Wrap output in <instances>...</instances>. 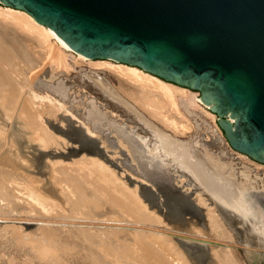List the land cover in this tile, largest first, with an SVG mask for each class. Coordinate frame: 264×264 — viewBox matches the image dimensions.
Wrapping results in <instances>:
<instances>
[{"label":"rangeland","instance_id":"1","mask_svg":"<svg viewBox=\"0 0 264 264\" xmlns=\"http://www.w3.org/2000/svg\"><path fill=\"white\" fill-rule=\"evenodd\" d=\"M0 6L8 7V6L2 5L1 3H0ZM17 29L19 30L18 31L13 30L17 38L16 40L18 42L17 45L15 46L14 51H17V53L15 54L19 55L18 56L19 58L21 57L19 60H22V62L19 61V63L17 64V68L19 69L18 65L20 64V62L23 63V64H20L23 69L20 67L19 77L22 76L24 81L21 77L20 79H16L17 78L16 76L14 77L12 76L14 74H17L18 71L17 72L14 71V73L12 72L9 73L7 71V68L9 65L6 62L0 63L1 64L0 66L4 69V71L5 72L7 71L6 74L9 75L10 77L12 76V81L14 83L13 85H11L12 87L14 86V89L9 85L8 87L5 81L3 83H5L4 86H7V87H4L2 86L3 80L0 79V81L2 80L0 82V84L2 83V85L0 86V92H1L0 95L2 93L4 95L5 94L9 95L12 93L14 95L15 100L17 101L20 100L19 101V104H20L21 100H23V97L25 95L23 93H26L29 90H32V91L35 90V92L37 91L36 93H38L39 95L49 94L50 97L52 96L58 99L59 101L63 102L67 106V109L70 113H64V114L63 112L58 113L55 110V108L52 107L54 108L53 111L55 110V112L57 113L56 114L53 113L52 116L49 115V114H52L51 112L53 111H51L52 110L51 105L46 104L45 101L47 99L45 101H41L42 103L45 102L44 106L46 105L47 107H44L40 103H38L37 104L38 106L36 105V107L39 108L38 109L39 112L41 111L43 112V115H42L43 119H45L44 116H46L45 121H46L47 126L54 133L65 137L69 141L70 144L64 150L62 149V151L54 150V149H46V150L39 149L38 150V149H35L34 147L33 148L30 147L29 149H27L26 147L24 148V146L26 145L24 146L23 144L18 145V149L16 148V150L18 151L20 150L22 152L24 149V151L22 152L23 155L21 156H24V153L26 150V152H28L26 154H28L31 158L34 157V159L32 158L35 164V167H34L35 170H34L33 167H31L32 169H30L29 167L30 165L28 166L27 159H26L27 162L26 160H24L27 163V165L26 163H24L23 158L26 156L21 158L20 156L21 152H17L16 150H13V149L10 150L8 149L9 147L7 148V146H9L7 145V142L9 141L8 136H11V134H13V131L10 132L9 129H13V127L11 128L9 127V129L6 130L7 132H6L5 137H7L8 139L1 137L2 139L4 140L6 139L8 141L5 140L6 142H2V144L0 145V264H18V263L19 264H48V263L50 264L51 262L52 264L53 262H55L54 264H57V263L58 264L59 263L68 264L67 261H65L66 256L67 258H69V261L71 262V264H102V263L104 264V262H107L105 264H109L110 262H112V264H118V263L119 264H134L132 262H128V263L125 262V259L123 260L122 257H116V252L120 248H122V245L124 242L129 240L127 235L130 232L139 233V230L142 229L143 227L147 229L149 233H155V235H161L159 233L158 234L156 233L157 232L169 233L170 229H176L173 227H168L166 224H164L163 226L162 223H160L161 225L160 224L158 225L159 222L155 223L154 221L149 222V223L146 221L145 223L141 221L139 217L140 215L138 214V212L137 214L139 218H137V220L135 219V222H134L132 219H134V216L137 217L135 210L130 211V209H128V207L130 208V206L127 203L124 204L126 207L123 204H120L123 201L118 200L117 202H115L116 200L112 199L109 193L107 192L104 193L103 190H105V188L103 184L99 185L97 184L98 182L94 184L91 182L93 186L91 185V183L89 184V182L88 184H85L87 179L84 178L82 175H78V173H75L73 171L71 172L72 168L70 167L71 170L68 169L69 168L68 165H70L69 163H65L64 165H62L63 168L60 169L61 171L59 172V174L64 172L62 174L64 177L59 174L56 175L59 170L57 169V167H55L53 169L54 173H52L51 177L54 175L58 177L48 178L49 174L47 176L45 174L49 172V169H44L43 171V166H42L44 165L46 158L47 159L48 158L49 159L61 158L67 161L70 158L78 156L81 152L99 154L103 158L107 159V161L110 162L114 166L116 172L120 171L122 172V174L124 173L121 178L127 179V181L123 179L125 183L130 182L129 184L131 185L137 183L140 191L149 188L148 184L152 183L151 185L153 187L155 188L157 187L156 190H157V193H159V197L166 201L167 200L171 201L173 203V206H174V199L172 197L177 196V197H183L186 199L188 198L189 200L188 203L193 204L195 203L193 198H195L196 196H199V198L202 197L205 200H207V203L210 206L215 207V204L210 199V197L214 201L216 200L211 195H209L207 192L203 191V188L201 187V185L179 163H177L176 161L166 156H162L160 154H158L157 161L155 163H152L147 158H145L144 156L145 152H147L154 143L151 138L150 132L142 124H140L131 113H127L119 104H117L113 100L108 99L101 92L99 88L93 85V83L85 75V72L88 68H93L99 71L100 72L99 74L103 75L105 78L107 77V79H109L111 83L116 87V89L122 95H124L126 98L132 101L134 105H136L138 109H140L142 113L145 114V116H147L150 120L154 121L156 124L166 129L170 133L176 136H179L180 138L187 139L189 135L194 134L197 131V128L198 129L200 128L199 132L197 133L198 135L196 136L197 138L196 146L199 147L200 149L207 147L212 152L219 154L222 159H231L237 165H238V162H241V164L245 163V164L254 166L256 168V171L258 170L257 166L258 167L260 166V168L261 167L264 168V164H260L258 162L254 163L255 161L251 160L249 157H246V155L244 156L246 158H244L243 154L236 153L229 147L228 143L226 142L223 136V132L218 128L216 124V117H215L216 115L215 116L209 115L205 110L201 108L199 102L197 101V99H195V97H198V93L196 91H192L188 89L187 91L188 95L187 93L181 96L179 94L178 101H179L180 109H182L181 111H183L185 116L188 118V124L189 122L192 123L193 128L191 129L192 126H190L191 125L190 124L188 127H185L186 129H183L185 133L175 134L174 131H172L170 128H167V126L161 123L160 120H158L155 117L153 118V116L149 112H147V110L144 107L140 105V101L130 97L124 88H120V85H121L120 79L113 71L107 69L104 66L90 64L89 61L78 62L77 60H75L76 58H78L77 57L78 55L73 50L66 51V55H67L66 60L68 63L67 65L63 66L61 64L62 66L61 65L56 66L53 64L50 58H49L50 61L47 59V57L49 56L48 53L46 54L45 52H43L45 51L43 49L44 47L37 40H35L32 37H30L32 39L28 40V37H27L28 33L24 30V28L20 27ZM28 36H31V35L29 34ZM0 37H2L1 34H0ZM24 59H25V63H27L31 67H28L27 64L24 66L25 64L23 62ZM27 59H31V61H29L30 64L28 63ZM16 60L18 61V59ZM105 60H92V62L93 61H94L93 63H96L97 61L104 62ZM10 68L11 67L8 68L9 71H10ZM20 72L23 73V75H21ZM15 79L18 81H16ZM30 79L33 82H30L31 81ZM19 80L20 81L22 80L23 86H26V87L28 86L27 88L25 87L24 89L25 91L22 90V88L24 87L22 86L21 83H20L22 86V87L20 86L21 89L18 86L19 90L17 89L15 91V88H16L15 83L20 82ZM24 82L25 83L29 82L30 84L28 85L26 83L27 84L26 85ZM30 85H32L31 88H29ZM12 89L16 93H19L18 96L14 94ZM7 90H9L10 92ZM19 91L21 92V95ZM26 94L28 95V93ZM15 95L17 96V98L15 97ZM5 96H2V97H5ZM6 97H9V96H6ZM12 98L13 96L11 95V99L10 98H6V99H9L10 101V100H13ZM38 100L39 99H37V101ZM41 105L42 107H44L43 109L41 107L42 110L39 107ZM18 107H20V105H18ZM186 107L188 109L189 108L191 109L190 111L193 112L192 115H189L186 112V110L184 109ZM203 107L208 110V108L205 105H203ZM71 113L74 114L78 119L83 121L87 126H89L90 129L92 128L94 130L92 132L94 133V136L96 135L95 136L97 140L96 147H92L90 145L88 146L89 144L88 141H86L78 132L74 133V130L80 125L77 124L76 119L74 120V118L71 117L72 116ZM112 113L114 116L112 115ZM194 116L195 117L198 116L200 120L197 118H193ZM202 126H206L207 129H210V132H213V133H215V130L217 129L218 134L214 138L210 136V133L207 132L206 136L208 135L209 137L207 136L206 137L207 139H206L204 137V133H203L204 131L202 130ZM14 132L16 131L14 130ZM7 133L10 135H7ZM15 134L17 135V133ZM128 135L132 138V140L128 138L129 137ZM75 136L78 139H80V143H82L81 144L82 146L79 145ZM2 139L1 141H3ZM128 144L130 146L134 159L128 153L129 151ZM12 151L14 153L17 152L16 153L17 157L19 156L22 159L23 163L19 160V158L15 156L16 154L14 155ZM152 151H154V148ZM71 153H73V155ZM223 162H227V161L223 160ZM58 166L61 168V165H58ZM64 167H68V168L66 169ZM114 168H111V170L114 171ZM55 170H58V171H55ZM66 170L67 172L69 170L68 174H70V172L75 173L73 175L77 176V178L80 181L83 180V182L81 181L80 183L82 184V186H80L79 184L80 181H77L75 176H68V178L70 177L69 181L74 183L72 184V186L78 183L79 185L77 186L81 187L82 190L87 188L86 190H84L86 193H84V191L83 193L84 195L85 194L87 195V196L85 195L86 199L90 201L88 203L89 205H87L86 203L87 200L85 201V204H84L85 207L83 206V203L79 204V206L81 205V207H79L81 211H83L86 208L84 212H82L81 216L78 215L79 213L75 212V210L73 209L74 207L73 203L71 201H70L72 203V204L70 203L71 205L67 203L69 202L67 201V197L69 200H71L73 198L77 199L78 196L74 197L76 194L72 190L73 189L71 188L72 186L69 187L71 185V182L68 181L70 184L68 182H65V180H68V179H65ZM30 172L32 173L34 172V174L36 175L33 176L34 174ZM29 174L31 175V177ZM116 174L117 173H115V175ZM175 174L178 176L177 180H179L180 182L183 181L182 183L186 182L184 185L185 187L188 186L189 190H187L185 187H182L183 189L182 190L179 186L176 185L175 183L176 178L174 176ZM118 175L119 174H117V177L120 178L121 175L120 176ZM28 178L29 180H31L29 181V183L31 184H32V178H36V181L33 180L35 181L34 182L35 184L34 183L32 184L34 187H31V184L27 182ZM80 178H83V179H80ZM142 178L145 180H143ZM56 179L60 181L61 185L58 184L59 183L58 180H57L58 181L57 183ZM16 180L19 182H17ZM41 180H43V182H41ZM23 181L25 182V184ZM16 182L19 184L21 183V184L19 185ZM65 183H68L67 186L65 185ZM13 184L15 185V187ZM11 185H13L14 188ZM28 185H30L31 190L30 188H27L29 187ZM39 185L40 187L42 186V188H40ZM84 185H86L87 187ZM94 185H98V188H95L97 186H94ZM126 185L128 186V184ZM16 186L20 190L17 189ZM2 187L4 188V190ZM173 187L175 188L176 191H169L171 189L173 190L174 189ZM12 188L13 189L16 188L15 191ZM32 188H33V191H32ZM62 188H64V190ZM61 189L63 190V192L61 191ZM29 190L33 192L31 193L32 195H30V193L29 194L27 193L28 196H31L32 201H35V198H37L38 195H39L38 198H41L39 200L38 198L36 199L38 200L37 201L38 203L36 201L34 202V203H37L36 205L30 202L31 200L30 197L29 198L27 197L28 199L26 198V195H27L26 192H28ZM35 190H38V191H35ZM184 190H186L188 193ZM69 191H71L72 194ZM88 191L90 194L87 193ZM14 192H16L15 195H14ZM143 192L146 195V197L150 199V193L147 192L146 190ZM44 193L46 196H48V198H50L49 199L50 201L54 199V201L51 202L52 206H54L55 208L56 206H63L62 208L65 207L63 211H60L61 210L60 207H59L60 209H58L57 207L58 211L55 210V208H53L54 209L53 211H57L53 213H52L51 208H50L51 212H49L50 210L45 212V210H48L46 209L47 207H45L43 210L40 209L41 205L42 207H44V205H47L46 202L50 203V201L45 202V195H43ZM141 193L142 192H140V195H138L139 197H141L142 195L144 196V194H141ZM18 194H21V196ZM68 194L70 196H68ZM33 195L35 197H32ZM16 197H19V198H16ZM23 197H25L24 198L25 200L24 199L22 200ZM64 197L66 198L67 202L65 201ZM144 197H141V198L143 199ZM91 199H94L93 203H91ZM142 199H141L142 201L141 203L143 204L146 198H144L143 200ZM111 200L112 201L115 200L114 201L115 203L112 202ZM63 201H65V203ZM27 202L30 205L32 203L33 205L31 206L32 207L34 206L33 207L34 209H32V207H30V205H28ZM61 202H63L64 205ZM144 204L147 207V204H148L147 201H145ZM220 204H222L225 208L234 211L242 220L249 221L248 226L250 225L251 229L254 232H252V234H249V235H247L245 232H242L241 237L237 236L233 230V227L228 224V222H231V218H229V215H228L229 213L225 214L223 213V211H220V210L217 211L216 207H215L216 213L218 214L219 212L224 216L222 221L224 222L228 231L231 233L230 234L231 236L233 233L234 238L233 236L232 238H225L218 234H207L199 230H196L197 232H195V229L192 230V232L182 230V229H177V230L182 231V232L185 231L189 234L192 233L194 235L207 234L208 238L210 237V238L222 240L225 242L226 241L232 242L233 240L235 246H243L247 244L248 246L252 247V249L258 250L264 253V250L261 248V246L259 247V245H257L259 244L257 242L258 240L260 239L264 240V235H262L259 231L256 230L254 226V220L251 217L243 216L241 213H239L235 209H232L231 207H229L223 202H220ZM176 205L179 206L180 204H176ZM149 206H150L149 208L148 207L147 208L144 207V208L149 209V210L151 209L150 211L152 212L150 213H152V216L155 215L154 217H157V215L158 217H160L159 215L160 213H165L164 210L160 208V206H157V205H149ZM169 207L172 208V206H169ZM144 208L143 210H145ZM152 208L154 209L155 212L158 211V214L155 213ZM145 212H147V210H145ZM184 217H187L189 219L195 218L188 213H185ZM219 217L221 218L220 215ZM126 218H130L131 221H128ZM138 219L140 220L138 221ZM108 225H118V226L136 225L137 228L134 230H127L124 228L107 227ZM151 237L148 234L149 240L153 242V243L152 242L150 243H152L156 249L158 248L157 249L158 252L161 251L160 253H162L165 250L161 254L162 256L165 255L168 251L170 253L171 252L173 253V254H170L169 256L167 255L168 254L167 253L166 254L167 257L164 256V258L167 260L169 259V261L174 264H177V262L175 260L173 261L172 256L176 258L178 257L177 259L181 260V262L184 264H215L212 262V260L214 259L217 261L218 264H223L222 262H220L222 260V255L228 250H231L235 253L239 264H246L243 258V254L240 250H238L239 251L238 253L236 250H232L230 248L223 249L221 247H212L211 253L209 250H207V256H205L204 259L199 260L198 255H197L198 250L192 247L188 248L187 246L183 245L179 240L174 239L179 244V248L181 251L180 253L183 254V255L180 254L182 255L181 257L178 255L179 253L175 251L173 252L172 251L173 249H170L171 247H168L166 243V239L169 236H166L165 242L160 241L158 239H156L155 241ZM163 237H165V235ZM32 241L33 242L35 241L36 244L38 242L39 243L38 245H36L35 242L32 243ZM24 242L25 243L28 242V243L25 244ZM160 243L161 244L163 243V244L160 245ZM42 244L43 245L45 244L44 245L45 247H43ZM40 245L42 246L40 247ZM165 245H167V247ZM32 246H34L35 248H33ZM50 247H51V250L49 249L50 252H48V248ZM39 252H42V254H40ZM38 253L40 256L38 255ZM113 253L115 254L112 255ZM105 259H107V261ZM54 260H56L57 262ZM262 264H264V261L262 262Z\"/></svg>","mask_w":264,"mask_h":264},{"label":"water","instance_id":"2","mask_svg":"<svg viewBox=\"0 0 264 264\" xmlns=\"http://www.w3.org/2000/svg\"><path fill=\"white\" fill-rule=\"evenodd\" d=\"M0 3L26 11L76 53L93 60L111 58L196 91L200 101L216 115V124L229 147L264 162V0H0ZM85 75L108 99L142 124L134 113L94 83V76L108 80L99 71L88 68ZM77 132L89 142L88 146L96 147V137L87 134L81 125L74 130ZM75 138L82 146L80 139ZM151 184L142 191L149 192L152 203L166 215L173 203L160 198L157 187ZM210 199L218 210L229 213L231 221L240 222V226L249 223ZM194 207L189 203L188 208H180V214L184 217ZM170 230L183 245L198 250L199 260L207 256V246L214 242L206 235ZM233 230L241 237L240 231L235 227ZM252 232L251 228L245 231L247 235ZM257 242L264 250V240ZM234 247L242 252L246 264L264 261V253L247 244Z\"/></svg>","mask_w":264,"mask_h":264},{"label":"bare ground","instance_id":"3","mask_svg":"<svg viewBox=\"0 0 264 264\" xmlns=\"http://www.w3.org/2000/svg\"><path fill=\"white\" fill-rule=\"evenodd\" d=\"M20 27L24 28V30L28 33V35L29 34L31 35V36L27 35L28 40L34 38L35 40H37L44 47L43 49L45 51H43V52H45L46 54L48 53L49 56L47 55L48 56L47 59L49 60V58H50L54 65L60 66L62 64L64 66V65L68 64L67 60H66V58H67L66 51L72 50V49L61 38H59L56 34H54V32L50 28H48L46 25L38 23L26 11L19 10V9H16V8H12L10 6H8V7L0 6V34L2 35V37H0L1 38V40H0V63H2V62L5 63L6 62L9 65V66L7 65L8 68L11 67L10 71L7 68V71L9 73L10 72L14 73V71H16V72L18 71L17 74L12 75L13 77L16 76L17 77V78L15 77L16 79H20V77L23 79L22 76L19 77V69H20V67L22 68V66L20 64H23V63H21L22 60H19L21 57L19 58L18 57L19 55L15 54V53H17V51H14L15 46L17 45L18 42L16 40L17 38H16L13 30L18 31L19 29H17V28H20ZM30 37H32V38H30ZM77 55H78L77 56L78 58H76L75 60H77L78 62L89 61L90 64L104 66L107 69L113 71L120 79V82H121L120 88H124L125 91L128 93V95L130 97L140 101V105L142 107H144L147 110V112H149L153 116V118L155 117L158 120H160L161 123H163L165 126H167V128H170L172 131H174L175 134L176 133L183 134V133H185L184 130H183V129H186L185 127H188L190 124H191L190 126H192V123L189 122V124H188V118L185 116L183 111H181L182 109H180V105H179V101H178L179 100L178 99L179 98V94H180V96L183 95V94H186V93L188 95L187 91H188L189 88H186V87H183V86H179V85L174 84L172 82L166 81V80H164V79H162V78H160V77H158V76H156L154 74H151V73H149V72H147V71H145V70H143V69H141L139 67L131 66V65H128V64H125V63H121V62L115 61V60H113L111 58H106L107 60H105V59H94V60H105V61L104 62H102V61L98 62L97 61L96 63H93L94 62V61L92 62L93 59L91 60V58H88V57H86V56H84L82 54H79V53H77ZM16 59H18V61ZM27 60H28V63H29V61H31V59H27ZM19 61H21V62L19 64L20 66L18 65V67H19V69H18L17 68V64L19 63ZM23 62L25 63V59H24ZM26 64L27 63H25L24 66ZM28 67H31V66L28 65ZM11 69H12V71H11ZM16 69H18V70H16ZM90 69H92V68H90ZM95 71L97 72V70H95ZM6 72L4 71V69L2 67L0 68V79L3 80V81L1 80L2 83L5 81L7 86L8 85L11 86V85L14 84L13 81H12V76L10 77L9 75L6 74ZM21 75H23V73H21ZM29 77H30V75H29ZM16 81H18V80H16ZM23 81H24V79H23ZM93 81H94L95 84L100 86V88L105 93H107L111 98H113L114 100L119 102L121 105L126 107L130 112L134 113V115L138 118V120L149 130V132L151 134V138H152L154 143H153L152 147L147 152H145V154H144L145 158H147L150 162L155 163L157 161L158 154H165V156H167V157L168 156H176L177 159H179V161H181L182 164L184 165V166H182V165L181 166L183 168H185L190 173V175L201 185V187L203 188V191H205L209 195H211L216 201L223 202L226 205H228L229 207H231L232 209H235L236 211L241 213L243 216L251 217L254 220V223L257 222V223L254 224L256 230L259 231L262 235H264V221L262 223H259V220H256L257 216L255 217L253 215V213H252L253 210H251V207H249L247 205V203H246L247 202L246 199H247V196H248L247 194H250L249 196H252L254 188L250 187L249 190L246 191L245 194H243L244 189H242L241 184L238 181L232 180L230 178V176L227 175L224 172L216 171V169L214 168L213 164L210 162V160H208V159L214 160L213 156L209 157L210 153L207 152V155L205 153L206 150L209 151V149L207 147H204L203 149H200L199 147L196 146V140H197L196 136L198 135L197 133L199 132L200 128L199 129L197 128V131L194 134L189 135V137L187 139L180 138L179 136H176V135L170 133L166 129H164L161 126H159L158 124H156L154 121L150 120L147 116H145V114L142 113V111L140 109H138V107L136 105H134V103L132 101H130L128 98H126L124 95H122L116 89V87L111 83V81L109 79L108 80H104L102 78H95V76H94ZM30 82H33V81L31 80ZM2 83L0 84V86L2 85ZM5 83H3L2 86H4ZM18 83L22 84V80L20 82H18ZM18 83H15V87H16L15 91L17 89L19 90V88L21 86V84L19 85ZM27 84L29 85L30 83L28 82ZM7 86H4V87H7ZM18 86H19V88H18ZM22 86H23V84H22ZM31 86L32 85H30L29 88H31ZM23 87L24 88H22V90L25 91L24 89H25L26 86H23ZM12 88L14 89V86ZM13 89H12V91L14 92V94H16L18 96L19 93H16ZM7 91H9V90H7ZM26 91H27V89H26ZM36 92H35V90L34 91L29 90L28 92H26V93H28V95L26 93H23L25 95L23 97V100H21V102H23V101L24 102L23 103L20 102V104H19L20 100L19 101L15 100L14 95L12 93L9 94V95L5 94L6 96H9V97H6L3 93H2L3 95L2 94L1 95L5 96V97H2L0 95V141H1V139L3 137L7 138V137H5L6 136V132H7L6 130H8L9 127L10 128L13 127V129H9L10 132L13 131V134H11V136H8L9 141L5 139L6 141H8L7 145H9V146H7V145L6 146H7V148L9 147L8 149H10V150H12V149L16 150V148L18 149V145H20V144L22 145L23 144V146L26 145V146H24V148L26 147L27 149H29L30 147H32V148L34 147L35 149H38V150L39 149L40 150L54 149V150H61L62 151V149L64 150L70 144L69 141L65 137L54 133L47 126L46 121H45L46 116H44L45 119H43V117H42L43 112L41 111L42 112V114H41V112H39V110H38L39 108H37L36 105L38 103H40V104H42L44 106V103L46 102L47 105H51V108L54 107L55 110L58 113L59 112H63V114H64V113H70V112L68 111L67 106L63 102L59 101L58 99H56V98H54L52 96L50 97L49 94L48 95H46V94L45 95L44 94L39 95ZM11 95L13 96V98H12L13 100L9 101V99H6V98H10L11 99ZM16 95H15V97L17 98ZM20 95H21V92H20ZM25 96H26V98H25ZM37 99H39V100L41 99V100L37 101ZM195 99H197V101L199 102V104H200V106H201V108L203 110H205L209 115L215 116L214 113L208 111L209 109L207 110L206 108L203 107V105H205V104H203L200 101L199 94H198V97H195ZM41 101H45V102L42 103ZM18 105H20V107H18ZM42 105L39 106L40 109H41ZM205 106L208 108L207 105H205ZM44 107H47V106L45 105ZM44 107H42V109ZM54 108H52L51 111H53ZM184 109L186 110V112L189 115H192L193 112L190 111L191 110L190 108L188 109L186 107ZM55 110L53 112H51L52 114H49V115L52 116L53 113L56 114L57 112H55ZM47 111H49V110H47ZM45 112H46V110H45ZM207 113H206V115H207ZM71 115H72L71 117H73L74 120L76 119L77 124L81 125L84 128V130H85V132L87 134H89L90 136H94V133L92 132L94 130L92 128H91L92 129L91 130L89 126H87L83 121L78 119L74 114L71 113ZM112 115H113V113H112ZM192 128H193V126L191 127V129ZM14 130L16 132H14ZM15 133H17V135ZM7 135H10V134L7 133ZM128 138L130 140H132V138L130 136ZM2 140L3 141L0 142V145L2 144V142H6L4 139H2ZM74 146H76V145H74ZM128 147H129V151L128 150L127 151L133 158V155H132V152H131L129 144H128ZM153 148H154V151H152ZM16 151L17 152H21L20 150L19 151L16 150ZM23 151H24V149H23ZM22 152H21L20 156L23 155ZM192 152H194V158H192L193 157L192 156ZM16 153H14V155ZM26 153H28V152H26V150H25L24 156H26V157L21 156V158H23V157L25 158V159L23 158V161L27 159L28 160V166L30 165L29 166L30 169H32L31 167H33V169H34L35 164H34V162L32 160V158L34 159V157L31 158ZM57 153H59V152H57ZM167 153H168V155H167ZM237 153H239V152H237ZM71 154L73 155V153H71ZM15 156L17 157V154ZM244 156L245 155L243 154V157ZM246 157H244V158H246ZM17 158H19V160L22 162V159L19 156ZM68 159H69V157H68ZM27 160H26V162H27ZM26 162L24 161V163H26ZM65 163H69L70 165H68L69 168L68 167H64V168H66V169L68 168L69 170H71V168H72L71 172L73 171L75 173H78V175H82L84 178L89 180V181L86 180L85 184H88V182H89V184L91 182L93 184L97 183V182H98L97 184H99V185L103 184L104 188H105V190H103L104 193L105 192L109 193V195H111L110 197H112V199L116 200V201L114 200L115 202L120 200V201H123L120 204L124 205L125 203H127L130 206V208L127 206L128 209H130V211H132V210L136 211L135 213H136L137 217L134 216V219H132L134 222H135V219L137 220V218L140 217L141 221H143L145 223H146V221L148 223L154 221L155 223L159 222L158 225L160 223H162L163 226H164V224H166L168 227H173V228H176V229H182V230L191 231V232H192V230L195 229V232H197L196 230H199V231H203L204 233H207V234H218V235H221L222 237H225V238H232V236H233V233H232V236L230 235L231 233L228 231L227 227L225 226L224 222L222 221L223 217L221 216V214L219 212L217 214L215 207L210 206L207 203V200H205L202 197H200L201 199L199 198V196H196L195 198H193L195 203H193V204L191 203V204L193 206H195V207L191 210L192 213L191 212H187L188 214L191 213L190 215L195 217V218L189 219L187 217H182V215L180 214L181 213L180 208L181 209L188 208V205H189L188 202L189 201L186 198L177 197V196L172 197V198L174 199V205L180 204L179 206L176 205V206H172V208L169 207L168 208V212L166 213V215H165V213H160L159 214L160 217H158V215H157L158 211L155 212L154 209L152 208L153 211L155 213H157L156 214L157 217H154L155 215L152 216V213H150V212H152V211H150L151 209L149 210V209H145L144 208V207H146L144 203H145V201H147V203H148L147 207L148 208L150 207L149 205H154V204L152 203V201L150 199H148L146 197V195L144 194L143 191H142L141 194H144L145 197L143 195L141 197L146 198V200L143 202V204L141 203L142 202L141 201L142 198L138 196V195H140V192H141L139 190L138 184L136 183V184H132L131 185V184H129L130 182L129 183H127V182L125 183L123 181L124 178L123 179L121 178L124 173L122 174V172H120V171L116 172L114 166L110 162H108L107 159L103 158L101 155L93 154V153H87V152H81L78 156L70 158L67 161H65V160H63L61 158H52V159H49V158L47 159L46 158V161L44 162V165H42L43 166V171H44V169H49V172L45 174L46 176L49 174V176H48V178H49V177H51L52 173H54L53 169L55 167H57V169L59 171L58 170H55V171H58L57 174H56V175H58L59 172L61 171L60 169L63 168L62 165H64ZM254 163H256V162H254ZM26 165H27V163H26ZM58 165H61V168ZM111 168H114L115 172L112 171ZM257 169H258L257 171L259 172L260 166L259 167L257 166ZM69 170H68V172H69ZM68 172H67V170L65 171V173H66L65 174L66 175L65 179H68V180H65V182L69 181L70 177L68 178V176H75V175H73L75 173H71L70 172V174H68ZM30 173H32V172H30ZM63 173L64 172H62L59 175H62ZM115 173L119 174L118 176L121 175L120 178H118L117 174L115 175ZM32 174H34V172ZM35 175L36 174H34L33 176H35ZM56 175H54L52 177H58ZM174 176L176 178V180H175L176 181L175 182L176 185L179 186L181 189H182V187H185L184 184L186 182L182 183L183 181L180 182L179 180H177L178 176L176 174ZM255 176H257V175H255ZM258 176H260V175H258ZM30 177H31V175H30ZM75 177H76L77 181H80L77 178V176H75ZM123 177H125V176H123ZM60 178H62V177H60ZM80 179H83V178H80ZM25 180H27V179H25ZM33 180L36 181V178H32V184L35 182ZM57 180L58 179H56V181ZM124 180L127 181L126 178ZM143 180H145V179H143ZM29 181H31V180H29V178H28L27 182L29 183ZM58 181H57V183H58ZM74 181H76V180H74ZM81 181L83 182V180H81ZM81 181L79 182V184L81 183ZM17 182H19V181H17ZM41 182H43V180H41ZM69 182H71V181H69ZM12 183H10V184H12ZM16 183H14V184H16ZM68 183H65V185L67 186ZM92 183H91V185H92ZM17 184H19V183H17ZM24 184H25V182H24ZM29 184H31V183H29ZM32 184H31V187H34ZM58 184H60V181H59ZM72 184H74V183L71 182V185L70 186L68 185V186L71 187ZM79 184L77 183L76 185H73L71 187V188H73L72 190L76 194V195L74 194L75 195L74 197L78 196L77 199H75V198L71 199L69 197L71 199V200H69L68 197H67V201H69V202H67L66 198H65L66 197L65 195H64L65 196L64 198H65V201L67 203H69V205H71L73 203V206H74V207L72 206L73 209L75 210L76 213H79L78 214L79 216H81L82 212H84V210L86 208L83 211H81L80 208H79V207H81V205L79 206V204L83 203V206L85 207L84 204H85V201L87 200L86 199L87 195L86 194H85L86 196L84 195V193H86L84 190H86L87 188L82 190L81 187L77 186ZM126 184H128V186ZM8 185H9V183H8ZM13 185H11V186L13 187ZM6 186H5V188H6ZM28 186L29 187H27V188H30V185H28ZM80 186H82V184H80ZM84 186H86V185H84ZM94 186H97L95 188H98V185H94ZM14 187H15V185H14ZM25 187H26V185H25ZM39 187H40V185H39ZM16 188L19 189L17 186H16ZM40 188H42V186ZM185 188L187 190H189L188 186H186ZM15 189H13V190L15 191ZM62 189L64 190V188H62ZM62 189H61V191L63 192ZM3 190H4V188H3ZM30 190H31V188H30ZM38 190H35V191H38ZM29 191L26 192V194L30 193V195H32L31 193H33V192H31V191L29 192ZM32 191H33V188H32ZM71 191H69V192L71 193ZM83 191H84V193H83ZM93 191H94V189H93ZM184 191H186V190H184ZM15 193L16 192H14V195H15ZM87 193H89V191ZM91 193H93V192H91ZM28 194L26 195V198L27 197L31 198V196H28ZM69 194H68V196H70L72 193L70 195ZM12 195H13V193H12ZM18 195L21 196V194H18ZM34 195L32 197H35ZM37 195H36V197H37ZM43 195H45V193ZM43 195H41V196H43ZM38 197H39V195H38ZM16 198H19V197H16ZM24 198L25 197H23L22 200ZM37 198H35L36 202L39 199H41V198H38V200H36ZM46 199H48V200H46ZM49 199L50 198H48V196L45 195V202L46 201H50ZM35 201H32V198L30 200V202H32L34 205H36L38 202L34 203ZM53 201H54V199H52V201H50V203L46 202L47 205L43 204L44 207H42V205H41L40 209L43 210L45 207H47L46 209H48V210H45V212H46V211H49L50 208H51L52 213H53V212H57L58 211L57 210V207H58V209L61 208L60 211H63V209L65 207L62 208L63 206H56V208H55L54 206H52V203H51ZM65 201H63V202L65 203ZM73 201H75V202H73ZM89 201L90 200L86 201L87 205H89L88 204ZM93 201H94V199H91V203H93ZM114 201H112V202H114ZM124 201H126V202H124ZM56 202H58V201H56ZM63 202H61V203L64 205ZM32 203H31V205H33ZM27 204H28V202H27ZM28 205H30V204H28ZM31 205H30V207H32ZM33 207H32V209H34ZM84 207H82V208H84ZM242 207H244L246 209L245 213L240 212L239 209L242 208ZM53 208H55V210H57V211H53L54 210ZM68 208H69V206H68ZM143 208L145 210H147L148 213L145 212V210H143ZM51 210L49 212H51ZM217 211H218V209H217ZM126 212H124V213H126ZM137 212L140 215L139 217H138ZM219 215L221 216L222 219L219 217ZM126 219L128 221H131L130 218H126ZM140 219H138V221ZM151 224H153V223H151ZM107 227L124 228V229H127V230H134V229L137 228L136 225H132V226H130V225H127V226L126 225L125 226L108 225ZM158 233L161 234V235H155V233H149V231L147 229L143 228V227H142V229L139 230V233H133V232L131 233L130 232L127 235L129 240L124 242L123 245H122V248H120L116 252V257H122L123 260L125 259V262H127V263L128 262H132L134 264H174V263L170 262L169 259L167 260V259L164 258V256H166L167 253H168L167 254L168 256L170 254H173V253L172 252L170 253L168 251L166 254L164 253L165 255L162 256L161 254L165 250L162 253H160L161 251L158 252V250H157L158 248L156 249L153 246V244H152L153 242L149 240L148 234H149L150 237L152 236L151 238L154 239L155 241H156V239H158L160 241L165 242L166 236H169L170 238H172V239H170L168 237L169 239L168 238L166 239V243H167L168 247H171L170 249H173L172 250L173 252L175 251V252L179 253L178 255L181 257L183 254L180 253L181 251H180V248H179V244L175 241L177 239H175L173 237L171 232H169V233L157 232L156 234H158ZM150 234H152V235H150ZM207 234H205V235L208 238ZM164 235H165V237H163ZM195 236H198V235H195ZM233 238H234V236H233ZM210 239L212 241L216 242V243H214V242L212 243L211 242L207 246V248L210 251V253H211V248L212 247H221L223 249L224 248H230L232 250H236L239 253L238 249H236V247H234L235 245H234V241L233 240H232V242L231 241L230 242H228V241L225 242V241H222V240H218V239H214V238H210L209 237V240ZM34 242L32 241V243H34ZM150 242H152V243H150ZM26 243H28V242H26ZM38 243L36 244V242H35L36 245H38ZM162 244L160 243V245H162ZM42 245H40V247ZM44 245H43V247H45ZM167 245H165V246L167 247ZM32 247L35 248L34 246H32ZM49 249L51 250V247L48 248V252H50ZM48 252H46V253H48ZM39 253L42 254V252H39ZM39 253H38V255H39ZM114 254L115 253H113L112 255H114ZM180 254H182V255H180ZM211 257H212V255H211ZM177 258L172 256L173 261L175 260L177 262V264H184V263L181 262V260H178ZM58 259H56V260H58ZM172 259H170V260H172ZM56 260H54V261H56ZM105 260L107 261V259H105ZM46 261H47V259H46ZM65 261H67L68 264H71V262L69 261V258H67V256L65 258ZM109 262H110V260H109ZM212 262L215 263V264H218L215 259L212 260ZM220 262H222L223 264H239L235 253L233 251H231V250H228L227 252L223 253L222 260ZM54 263L55 262H53V264ZM105 263H107V262H104V264ZM110 263L112 264V262H110ZM50 264H52V262Z\"/></svg>","mask_w":264,"mask_h":264},{"label":"flooded vegetation","instance_id":"4","mask_svg":"<svg viewBox=\"0 0 264 264\" xmlns=\"http://www.w3.org/2000/svg\"><path fill=\"white\" fill-rule=\"evenodd\" d=\"M193 118L199 119L198 116H196V117L194 116ZM202 130L204 131L203 133H204L205 138H206L207 132L210 133V136H212L214 138L218 134L217 129L215 130V133H213V132H210V129H207L206 126H202ZM207 152L210 153L209 157L213 156L214 160L208 159L207 157L206 158L208 160H210V162L213 164L216 171L224 172L227 175H229L232 180L238 181L241 184L242 189H244L243 194H245L246 191H248L250 187L254 188L252 196H249L250 194H247L248 196L246 199V201H247L246 203L249 207H251V210H253V212H252L253 215L255 217L257 216L256 220H259V223H262L264 221V170H263L264 168L261 167L259 172H258V171H256V168L254 166H251V165H248L245 163L241 164V162H238V165H237L231 159H222L219 154H216V153L212 152L211 150H209V151L206 150L205 153L207 154ZM160 155L165 156V154H160ZM167 155H168V153H167ZM192 156H193L192 158H194V152H192ZM168 158H170V159L176 161L177 163H179L180 165L184 166L182 164V162L179 161V159H177L176 156H168ZM223 160H225L227 162H223ZM253 161H255V160H253ZM255 162H257V161H255ZM258 163L264 164V162H262V163L258 162ZM255 175H257V176H255ZM258 175H260V176H258ZM239 210L242 213L246 212V209L244 207L240 208ZM255 223H257V222H255ZM239 224H240V222L236 223L234 221H231V226L235 227V229L240 231L241 233L245 232L247 230L249 231L251 228V227H249L250 225L248 226V223H244V225H242V226H240Z\"/></svg>","mask_w":264,"mask_h":264}]
</instances>
